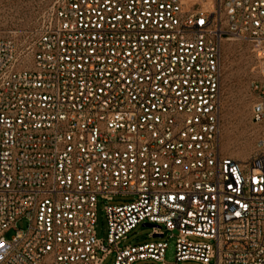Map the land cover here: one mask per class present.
<instances>
[{
    "label": "built area",
    "instance_id": "obj_1",
    "mask_svg": "<svg viewBox=\"0 0 264 264\" xmlns=\"http://www.w3.org/2000/svg\"><path fill=\"white\" fill-rule=\"evenodd\" d=\"M230 40L255 56L247 161L221 144ZM140 224L171 264H264V0H54L25 47L0 38V264H170L122 246Z\"/></svg>",
    "mask_w": 264,
    "mask_h": 264
},
{
    "label": "rangeland",
    "instance_id": "obj_2",
    "mask_svg": "<svg viewBox=\"0 0 264 264\" xmlns=\"http://www.w3.org/2000/svg\"><path fill=\"white\" fill-rule=\"evenodd\" d=\"M54 0H0V38L12 39L20 47H25L32 37L40 33L43 21L53 6ZM255 56L249 44L230 40L223 47V101L221 115V144L224 156L247 161L256 152L259 139V127L252 120L253 101L250 83L253 79L252 67ZM132 197L116 196L110 204L128 203ZM108 203L99 200L97 214V237L108 245V220L105 206ZM27 220L17 223L18 229H26ZM152 228L138 225L128 235L122 246L167 241L165 254L167 263H174L176 240L170 233L161 239L151 237ZM16 233L11 229L6 238ZM194 241L209 240L191 238ZM115 254L109 255L103 264H113Z\"/></svg>",
    "mask_w": 264,
    "mask_h": 264
},
{
    "label": "water",
    "instance_id": "obj_3",
    "mask_svg": "<svg viewBox=\"0 0 264 264\" xmlns=\"http://www.w3.org/2000/svg\"><path fill=\"white\" fill-rule=\"evenodd\" d=\"M146 226H150V225H146Z\"/></svg>",
    "mask_w": 264,
    "mask_h": 264
}]
</instances>
